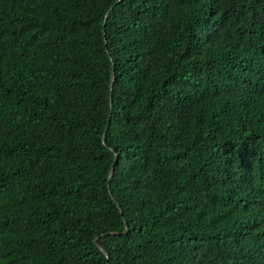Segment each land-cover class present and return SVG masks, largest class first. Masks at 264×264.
I'll return each instance as SVG.
<instances>
[{
	"label": "trees",
	"instance_id": "1",
	"mask_svg": "<svg viewBox=\"0 0 264 264\" xmlns=\"http://www.w3.org/2000/svg\"><path fill=\"white\" fill-rule=\"evenodd\" d=\"M0 264H264V0H0Z\"/></svg>",
	"mask_w": 264,
	"mask_h": 264
},
{
	"label": "water",
	"instance_id": "2",
	"mask_svg": "<svg viewBox=\"0 0 264 264\" xmlns=\"http://www.w3.org/2000/svg\"><path fill=\"white\" fill-rule=\"evenodd\" d=\"M105 14H106V12L104 13V15H105ZM112 79H113V73H111V75H110V83H109V86L111 85V81H112ZM109 101H110V97H109ZM103 135H104V130H103L102 133H101V140L103 139ZM112 166H113V162L111 163V165H110V167H109V171H108V174H107L108 177L110 176V174H111V172H112ZM116 205H117V204H116ZM92 240H93V242L96 244V246H97L100 250L103 251L102 247L96 243V241H95V236L92 238Z\"/></svg>",
	"mask_w": 264,
	"mask_h": 264
}]
</instances>
